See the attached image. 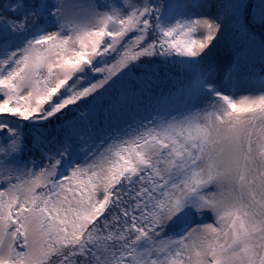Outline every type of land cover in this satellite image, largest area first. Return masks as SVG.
I'll return each mask as SVG.
<instances>
[{"label": "snow or ice", "instance_id": "snow-or-ice-1", "mask_svg": "<svg viewBox=\"0 0 264 264\" xmlns=\"http://www.w3.org/2000/svg\"><path fill=\"white\" fill-rule=\"evenodd\" d=\"M0 264H264V0H0Z\"/></svg>", "mask_w": 264, "mask_h": 264}, {"label": "rangeland", "instance_id": "rangeland-1", "mask_svg": "<svg viewBox=\"0 0 264 264\" xmlns=\"http://www.w3.org/2000/svg\"><path fill=\"white\" fill-rule=\"evenodd\" d=\"M96 1V0H95ZM90 0H65L67 4H79V5H87ZM103 0H99L101 4ZM236 46L232 43V38L230 34L226 33L222 35L219 40L214 42V46L212 47L211 51L208 53L207 57L205 58V62L210 65H215L216 72L218 76H222L224 71L227 70L229 64L233 59V55H235ZM249 53L248 50L245 48L241 51L240 55V62L244 64L246 60H248ZM259 62L258 60V52H254L252 54L251 61L248 63V69L255 70L256 65ZM254 66V67H253ZM259 72L260 70H255ZM137 76L139 74H136ZM122 85H127L129 87L137 86L135 77L131 78H124L122 81H118L113 88L110 90L112 95H115L116 89L121 87ZM150 83L147 84L146 88L150 87ZM170 88V87H169ZM247 91L246 88H241L240 92ZM149 96L153 98V103L155 105L154 112H159L161 115L166 114L169 111H174L176 109L183 110L184 104L187 103L188 97L181 96L180 94H176L173 96H169L168 94L163 97V99H157L154 94L149 92ZM149 112V108L145 104V100L141 98L139 104L133 103L131 109L125 114V118L131 119L132 117H136L137 119L142 117L150 116L153 114Z\"/></svg>", "mask_w": 264, "mask_h": 264}, {"label": "trees", "instance_id": "trees-1", "mask_svg": "<svg viewBox=\"0 0 264 264\" xmlns=\"http://www.w3.org/2000/svg\"><path fill=\"white\" fill-rule=\"evenodd\" d=\"M97 4L99 3V0L95 1ZM159 68V74L158 76L154 77L153 80L150 82V87L144 92L143 94V100H145L146 104L149 106H152L153 104V98L149 96V92L152 94L162 97L163 94L167 91V89L171 86H173V81L171 79V72L169 71L168 66L166 65H158ZM258 67L261 69L260 63L258 64ZM139 74V73H136ZM71 115V114H69Z\"/></svg>", "mask_w": 264, "mask_h": 264}]
</instances>
